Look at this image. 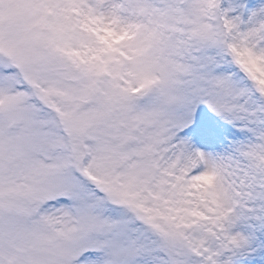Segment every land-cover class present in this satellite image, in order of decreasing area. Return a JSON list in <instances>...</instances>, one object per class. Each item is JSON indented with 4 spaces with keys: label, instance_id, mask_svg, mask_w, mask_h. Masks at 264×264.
Instances as JSON below:
<instances>
[{
    "label": "snow or ice",
    "instance_id": "obj_1",
    "mask_svg": "<svg viewBox=\"0 0 264 264\" xmlns=\"http://www.w3.org/2000/svg\"><path fill=\"white\" fill-rule=\"evenodd\" d=\"M0 264H264V0H0Z\"/></svg>",
    "mask_w": 264,
    "mask_h": 264
}]
</instances>
